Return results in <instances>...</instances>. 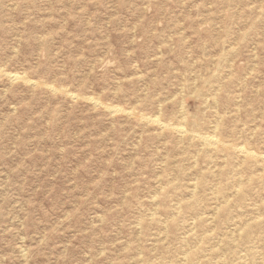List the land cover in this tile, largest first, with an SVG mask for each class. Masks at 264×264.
<instances>
[{
    "label": "rangeland",
    "instance_id": "1",
    "mask_svg": "<svg viewBox=\"0 0 264 264\" xmlns=\"http://www.w3.org/2000/svg\"><path fill=\"white\" fill-rule=\"evenodd\" d=\"M263 154L264 0H0V264H264Z\"/></svg>",
    "mask_w": 264,
    "mask_h": 264
},
{
    "label": "bare ground",
    "instance_id": "2",
    "mask_svg": "<svg viewBox=\"0 0 264 264\" xmlns=\"http://www.w3.org/2000/svg\"><path fill=\"white\" fill-rule=\"evenodd\" d=\"M212 65H213V64H212ZM15 75H17V74H15ZM15 75H14V76H15ZM12 76H13V73H12ZM10 78H11V77H10ZM14 78H15V77H13V79H14ZM8 79H9V78H8ZM25 81H26V80H25ZM191 81H192V80H191ZM29 82H30V81H29ZM47 85H48V84H47ZM48 89H49V88H48ZM66 93H67V92H66ZM70 94L72 95V93H70ZM73 95H74V94H73ZM73 95H72V96H73ZM73 97H74V96H73ZM88 98L90 99V97H88ZM92 99H93V98H92ZM92 99H91V100H92ZM86 100H87V99H86ZM205 101H206V100H205ZM93 102H94V99H93ZM96 102H97V101H96ZM97 103H98V102H97ZM95 104H96V103H95ZM100 105H101V104H100ZM95 106H96V105H95ZM113 107H114V106H113ZM115 109H116V108H115ZM128 111H129V110H128ZM128 111H126V112H128ZM111 113H112V112H111ZM111 113H110V114H111ZM182 116H183V115H182ZM146 118H147V117H146ZM142 119H144V118H142ZM151 120H153V119H151ZM153 122H154V120H153ZM155 122H156V121H155ZM160 122H161V121H160ZM155 124H156V123H155ZM159 125H160V124H159ZM169 127H171V126L169 125ZM176 127H178V126H176ZM176 127L174 126L175 129H176ZM183 127H184V126H183ZM182 129H183V128L178 127V128H177V131H178V132H182ZM213 132H214V131H213ZM197 133H198V132H197ZM193 134H194V133H193ZM201 135H202V134H201ZM199 136H200V135H199ZM202 136H203V135H202ZM201 139L204 141L205 144H207V146H208V145H215L216 140H217V139H214L213 137H211L210 135H209V136H203ZM199 142H200V141H199ZM222 144H224V143H222ZM235 146H236V145H235ZM232 147H233V146H232ZM236 147H237V146H236ZM236 147H235V148H236ZM239 147H242V146L239 145ZM235 148H234V149H235ZM237 148H238V147H237ZM238 150H239L240 152L247 153V152H246L247 149L245 148V150H244V147H243V148H239ZM247 151H249V150H247ZM249 152H250V151H249ZM249 152H248V153H249ZM250 153H251V152H250ZM252 154H254V153L252 152ZM261 154H262V153H261ZM263 155H264V154H263ZM263 157H264V156H263ZM263 159H264V158H263ZM262 168H263V167H262ZM215 195H216V194H215ZM211 217H212V216H211ZM212 218H213V217H212ZM208 224H209V223H208Z\"/></svg>",
    "mask_w": 264,
    "mask_h": 264
}]
</instances>
